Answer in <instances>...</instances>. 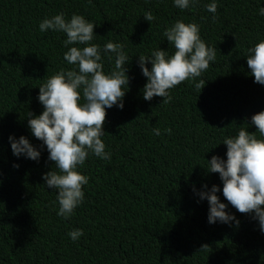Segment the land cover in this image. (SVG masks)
<instances>
[{"label":"trees","instance_id":"trees-1","mask_svg":"<svg viewBox=\"0 0 264 264\" xmlns=\"http://www.w3.org/2000/svg\"><path fill=\"white\" fill-rule=\"evenodd\" d=\"M209 2L181 11L171 0H0V264H264L258 222L228 205L239 225L209 224L207 201L196 194L201 185L222 188L206 161L226 159L223 136L240 127L255 133L251 116L264 110V86L253 82L244 58L264 39V0H217L215 21L203 7ZM145 11L155 19L145 21ZM57 12L84 16L96 25L93 43L120 42L129 56L123 109H106L103 124L111 158H86L79 169L88 177L85 198L68 219L56 215L55 192L41 179L54 162L26 116L42 111V79L71 67L62 58L65 34L38 30ZM177 19L199 24L206 45L217 49L215 61L196 78L205 80L200 92L185 80L167 104L145 101L136 56L157 47L171 54L161 34ZM111 67L104 58L103 70ZM9 135L40 149L39 162L13 156ZM74 228L83 230L75 242L66 235Z\"/></svg>","mask_w":264,"mask_h":264},{"label":"clouds","instance_id":"clouds-1","mask_svg":"<svg viewBox=\"0 0 264 264\" xmlns=\"http://www.w3.org/2000/svg\"><path fill=\"white\" fill-rule=\"evenodd\" d=\"M171 2L181 11H191L201 0ZM203 7L215 21L217 0H211ZM258 15L264 16V7L258 8ZM143 19L151 22L155 17L151 11H145ZM94 26L82 15L73 13L66 18L63 12L46 16L38 23L41 33L65 34L62 45L67 50L62 58L71 66L42 79L43 82L36 87V100L42 111L39 115L30 111L26 113L28 130L42 142V147L46 146L47 160L54 162L52 169L41 179L46 189L55 192L56 215L63 219H68L84 201L83 186L87 185L88 177L79 169L86 158L90 155L102 161L111 158L102 139L106 109L113 106L123 109V97L129 84L126 74L129 56L124 45L111 40L103 45L93 43L94 36H97ZM161 35L174 49L171 54L157 47L147 56L140 54L136 57L140 73L146 78L142 98L150 101L154 96L160 97L162 103L167 104L171 99L170 90L185 80H195L194 87L200 92L205 80L196 78L201 77L209 63L215 61L217 49L206 45L200 36L199 24L194 22L177 19L165 26ZM104 58L112 64L107 73L103 70ZM244 58L253 82L264 86V39L249 47ZM146 62L150 68L146 67ZM251 125L255 126V133L240 127L235 135L223 136L219 144L226 146V159L213 155L206 161L204 168L207 173L218 174L222 188L215 184L210 188L201 185L202 190L196 194L199 200L207 201V223L238 226L239 220L226 211L231 205L240 213L250 214L258 222L260 233L264 234V110L251 116ZM164 131L170 132V129ZM152 134L159 136L161 131L154 127ZM7 139L12 155L17 159L22 156L39 162L40 149L25 136L9 135ZM218 191L228 204L220 201L216 195ZM66 235L75 242L83 235V230L74 228ZM207 248L201 246V249Z\"/></svg>","mask_w":264,"mask_h":264}]
</instances>
